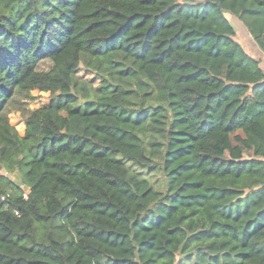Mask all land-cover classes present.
<instances>
[{"label": "trees", "instance_id": "16d2710c", "mask_svg": "<svg viewBox=\"0 0 264 264\" xmlns=\"http://www.w3.org/2000/svg\"><path fill=\"white\" fill-rule=\"evenodd\" d=\"M226 13L264 52V0H0V264H264V71Z\"/></svg>", "mask_w": 264, "mask_h": 264}, {"label": "rangeland", "instance_id": "374dc122", "mask_svg": "<svg viewBox=\"0 0 264 264\" xmlns=\"http://www.w3.org/2000/svg\"><path fill=\"white\" fill-rule=\"evenodd\" d=\"M227 19L230 21L231 25L234 27L235 30V39L241 44V46L244 48V50L257 59L259 61V65L264 71V52L261 50V48L256 44V42L253 40V38L250 36V34L247 32V30L244 28L242 23L237 19V17L226 13L225 14ZM50 68V62L44 61L39 64V69L41 70H47ZM77 76L91 81L93 84H96L98 82L96 76L90 72L84 69L83 65L80 64V66L77 69ZM31 94L33 96H37V99L30 103H25V100L22 98H17L16 101H14L10 105L9 109V119L10 122L16 127L18 130V133L20 135L24 132V123H23V111L24 108L29 107H37L40 105H46L48 103V93L44 92H37L32 91ZM1 173L5 174L12 180L19 181L18 175L16 173L9 174L5 172L4 170H1Z\"/></svg>", "mask_w": 264, "mask_h": 264}, {"label": "built area", "instance_id": "2783aa9c", "mask_svg": "<svg viewBox=\"0 0 264 264\" xmlns=\"http://www.w3.org/2000/svg\"><path fill=\"white\" fill-rule=\"evenodd\" d=\"M4 198H5V195H0L1 200H4Z\"/></svg>", "mask_w": 264, "mask_h": 264}]
</instances>
